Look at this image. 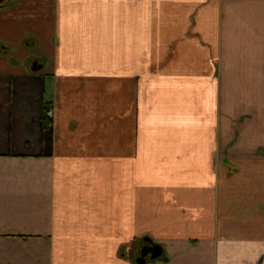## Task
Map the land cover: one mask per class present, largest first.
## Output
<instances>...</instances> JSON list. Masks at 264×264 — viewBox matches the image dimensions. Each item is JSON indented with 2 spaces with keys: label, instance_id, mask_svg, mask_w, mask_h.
<instances>
[{
  "label": "crops",
  "instance_id": "1",
  "mask_svg": "<svg viewBox=\"0 0 264 264\" xmlns=\"http://www.w3.org/2000/svg\"><path fill=\"white\" fill-rule=\"evenodd\" d=\"M151 244L264 264V0L0 1V264Z\"/></svg>",
  "mask_w": 264,
  "mask_h": 264
},
{
  "label": "water",
  "instance_id": "2",
  "mask_svg": "<svg viewBox=\"0 0 264 264\" xmlns=\"http://www.w3.org/2000/svg\"><path fill=\"white\" fill-rule=\"evenodd\" d=\"M2 1V0H0ZM42 66L38 65V63H34L32 71L33 72H37V71H41L42 70ZM150 242V241H148ZM163 254V251L161 250L160 247L154 246L153 244H151L150 246L146 247L143 252H142V256H141V260L138 261L139 264H145L146 262V258L150 255L153 259L154 258H158Z\"/></svg>",
  "mask_w": 264,
  "mask_h": 264
}]
</instances>
